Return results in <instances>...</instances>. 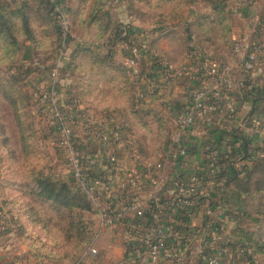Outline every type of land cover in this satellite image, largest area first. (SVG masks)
<instances>
[{
    "label": "rangeland",
    "instance_id": "1",
    "mask_svg": "<svg viewBox=\"0 0 264 264\" xmlns=\"http://www.w3.org/2000/svg\"><path fill=\"white\" fill-rule=\"evenodd\" d=\"M7 1L13 8L20 4L19 0ZM114 1L105 0L100 2L101 5L94 6L91 10L86 7L81 12L76 8L74 15L71 7L62 5L69 15L71 24V31L64 43L55 18L49 26H41L31 20L37 43H32L25 35L8 31L14 35L16 41L15 45H12L15 48L10 54H7L4 47L6 37H0V186L7 195L4 197V206L8 205L6 208L8 212L3 211L7 216L5 215L3 219L13 226L15 217L22 225L14 226L13 236H9L18 239L21 246H24L15 256L21 264H24V259L26 260V253H40L45 258L43 264H78L86 252L88 237L93 239L92 246L97 249L98 242L102 239L97 217L91 207L81 213L86 224L83 233L71 228L69 232L71 230L72 239L67 241L64 234L67 221L62 214L52 209L50 203L43 198L34 197L29 189L33 172L53 175L71 185L64 171L62 150L49 144L50 122L42 117L34 118L30 112L32 106L30 98L35 91L32 83L38 78L49 77L54 63L63 61L66 63L67 72L62 74L71 79L72 87L76 84L75 86L80 88L83 99L80 101L84 106L105 112L109 118L118 119L135 133L139 152L144 159L148 161L160 159L174 129L172 106L168 107L162 100L164 92L159 93L156 86L147 99H139L136 96V87L124 65L121 55L123 48H120L121 53L116 55L114 47L112 46L113 50L110 48L111 42L108 41V37L94 35L92 29L80 21L89 18L95 12L104 20L106 17L102 14L107 12L110 14L109 22L113 25L114 22H123L130 14L129 16L135 17L140 29L146 28L149 30V36L158 37L157 33L164 28L166 17L171 19L179 17L181 18L179 31L182 36L176 40L170 39V36L160 37L167 42L164 51L159 49L160 42L154 46L149 45L152 42L151 38L144 44L136 41L137 36L134 37L135 42L146 45L159 57H163L165 53L167 57L172 55L177 58L183 51L187 52L189 44L187 39L192 34L201 37L204 44L202 42L199 44L210 49L218 44H230L231 31L237 28L235 14L241 9L240 0H117L116 3H120L118 7L106 8L109 3L115 4ZM246 2L251 11H259L257 0ZM170 27L168 31L176 32ZM18 44H23L24 47ZM142 63L141 69H146ZM25 69L29 71H24ZM13 79L21 80L16 86H11ZM155 81L157 82V79ZM17 91L28 94L30 102L28 101L26 122H29L32 131L38 129V134L35 133L26 142L19 139L16 118L12 110L11 101L12 98L15 99ZM219 191L218 205L231 224L225 240L228 252L241 255L250 251L253 260L250 264L263 261L264 164L253 166L238 179L224 181ZM237 192L239 194L233 195ZM29 206L33 208L32 211ZM79 216L80 213L77 211L74 218L78 220Z\"/></svg>",
    "mask_w": 264,
    "mask_h": 264
},
{
    "label": "built area",
    "instance_id": "2",
    "mask_svg": "<svg viewBox=\"0 0 264 264\" xmlns=\"http://www.w3.org/2000/svg\"><path fill=\"white\" fill-rule=\"evenodd\" d=\"M257 1L258 6L264 0ZM62 5L59 2L56 7V21L64 43L71 24ZM255 19L259 20L257 12ZM255 28L256 25L236 38L233 46L235 56L247 68L260 65L263 56L261 44L254 37ZM122 48L136 96L145 100L154 91L156 79L142 73L140 64L147 60V48L139 43ZM59 65L56 62L50 71V89L35 94L38 110L34 112L39 111L53 125L49 144L62 150L64 171L90 202L98 230L103 233L120 227L124 231L121 264H159L162 259L188 264L183 257L197 236L200 239L197 238L193 250L203 264H231L223 255L228 251L226 247L217 252L205 249L209 234L211 237L221 229L210 221L206 227L197 228L192 220L202 206H207L206 215L212 213V203L221 208L219 190L230 168L227 166L224 173L225 165L219 163L223 151L205 136L213 130L220 133L237 126L233 92L242 84L234 77L232 67L197 50L193 44L188 45L186 59L180 64L159 59L158 82L168 85L192 74L194 85L187 91V102L173 113L174 129L162 156L148 161L141 156L137 137L127 125L84 106L79 99L64 103L70 95L54 87ZM209 81L211 84L206 87L204 84ZM261 84L264 87V76ZM191 134L203 142V163L196 170L186 171L181 158L188 153L187 139ZM262 152L259 156H264ZM0 214V235H13L3 219L5 215ZM222 234L226 240L225 227ZM99 255V250L91 245L78 264H97ZM254 264H264V260Z\"/></svg>",
    "mask_w": 264,
    "mask_h": 264
},
{
    "label": "crops",
    "instance_id": "3",
    "mask_svg": "<svg viewBox=\"0 0 264 264\" xmlns=\"http://www.w3.org/2000/svg\"><path fill=\"white\" fill-rule=\"evenodd\" d=\"M63 5L71 7L72 9L78 8L79 11L83 10L84 8H90L93 9L94 6L101 5L100 2H105V0H101L100 2L98 0H59ZM113 1V0H111ZM117 0H115V4L109 3L106 8L118 7L120 3H116ZM241 9L236 11V25L237 28H234V31H231L230 36V44L223 43L222 45L218 44L213 49L208 48L206 45L199 44V42H203V39L201 37H197V34L190 35V38L187 39L189 44H193V46L197 50L204 51L206 53H210L214 57H216L218 60H220L222 63L229 64L232 67V70L238 76L239 78L242 77L244 73H246V70L242 66L239 58H237L232 50V42L235 41L236 38L249 33L251 28H253L257 21L255 19V13L252 15V11L249 8H246V4H244L243 1L240 0ZM243 7V8H242ZM251 15V16H250ZM164 21V28L159 31L158 37L156 35L149 36V30L147 31L146 28L140 29V27L137 25V21L135 17L129 16L123 20L124 23H129L133 30V37H136V41L140 43H144L148 38H151L152 41L149 43V45H154L155 43H159L160 47L159 49L164 51V46L167 45V42L165 39L161 40L160 37L163 36L169 37L172 40L178 39V37H181V32L179 29L181 28V18L178 17V19H171L170 17H166ZM162 22V21H161ZM172 25V27H170ZM172 28V30H176V32L171 33V31H168L169 27ZM263 28L262 32L259 35L260 41L264 42V24H262ZM148 32V33H147ZM234 35V36H233ZM153 37V38H152ZM135 39V38H134ZM167 40V39H166ZM165 43V44H164ZM211 43V42H209ZM208 43V44H209ZM188 44V45H189ZM120 48H122V45H116V55H119L121 53ZM150 51V50H149ZM147 52V51H146ZM151 53H154L153 51H150ZM149 54V52H147ZM124 54V50H123ZM121 54V55H123ZM163 57L168 59L169 61L173 62L174 64H180L186 59V52H182L177 58L172 57V55L166 56L165 53H163ZM69 65V64H68ZM70 66V65H69ZM263 68L264 66L260 64L259 66H255L251 68V71H247L246 75L250 81H256L259 83V81L262 78L263 75ZM192 74H189L187 77L179 80L174 81L170 84H163L161 81L158 85V92L162 93L164 92V95H162V100L165 101L167 106L171 105L173 102L184 104L187 102V91L191 86L194 85L193 78H190ZM71 79L67 77H63L62 79H58L56 82L58 85V92L65 91L68 84L71 82ZM53 82L49 77L45 78H38L33 83L32 86L36 89L41 90H48L52 86ZM211 84V81L207 82L206 87H209ZM164 87V89H162ZM67 90V89H66ZM171 92V94H169ZM172 95V96H171ZM175 99H173L174 97ZM236 107H237V128L238 133L240 136L245 137L250 145L252 147H255V150L253 151V156H251L248 160H243L244 163L247 164V166L253 165L256 161L255 159L259 157L262 151L264 150V100L260 97H253L248 93H243V95L236 97ZM31 113L36 117L37 114L34 112V109L31 107ZM174 112V110L172 111ZM39 128V127H38ZM38 129H36V134H38ZM222 138H218V134L210 131L206 136L205 139L210 142L216 144L223 152L228 153L231 148V142L228 140L226 135L222 133ZM202 141L199 136L196 135H189L187 139V145H188V153L186 156L181 158V166L186 171H192L199 168V166L203 163L202 162ZM252 152V149H250ZM227 156V155H226ZM225 156V157H226ZM243 162H229L227 161L225 163V169L224 173L227 170V166L229 167L230 163L234 166L236 171H241V174H245L244 170L241 168V164H244ZM223 164V163H222ZM224 165V164H223ZM230 170H228V177L232 174V169L229 167ZM226 179V180H227ZM7 195H5L4 191L2 190V187L0 186V212L7 211V206H4V201ZM16 203V201H15ZM14 203V204H15ZM13 205V204H12ZM10 206V205H9ZM207 207V206H206ZM206 207L202 206L201 209L197 212L196 217L192 220V224L195 225L197 228H202L207 226V222L210 221L213 226L219 227L221 230L220 232H216L215 234H211L212 239L209 236L206 239L205 242V249L211 252H217L222 247H225V237L222 234L223 228L227 229V233L229 231V228L231 227V224L229 221V218L223 214L222 208H219V206H216V203L211 204L212 213L210 215H206ZM13 212V211H12ZM4 215H6L3 212ZM208 214V213H207ZM7 216V215H6ZM226 233V231H225ZM101 241L98 242L99 245V252L100 255L97 259V264H121L122 262V256L124 253V246H125V234L124 231L120 227L116 228L115 230H109L106 232H103ZM8 234H1L0 235V264H21L18 262L19 260L15 257L20 253L22 248L24 246H21V242L16 240L15 237H9ZM13 236V235H12ZM199 236L195 237L194 241L190 244L191 249L187 253H185L183 259L184 262L188 264H203L196 256L193 250V245L198 241ZM200 239V237H199ZM224 258L228 259V261L231 264H249L247 260L244 259V257L238 253H232V252H225ZM45 258L40 255V253H26V260H23L24 264H43ZM159 264H175L173 262H168L165 260H161Z\"/></svg>",
    "mask_w": 264,
    "mask_h": 264
},
{
    "label": "trees",
    "instance_id": "4",
    "mask_svg": "<svg viewBox=\"0 0 264 264\" xmlns=\"http://www.w3.org/2000/svg\"><path fill=\"white\" fill-rule=\"evenodd\" d=\"M12 1H17V0H12ZM19 1H20L19 6L18 7L15 6L13 8L12 7L13 5H11V3H7L8 2L7 0H0V37H3V36L6 37V46L4 47L6 49L7 54H10L13 51V48L15 47H12V45H15L16 43L15 38H13L14 35L11 32L17 35L18 34L25 35L26 37L30 39L32 43H37L38 40H36L35 38V34L33 32V28L31 25V20L36 21L38 25H41V26L48 25L49 26V24L53 22L54 18L56 20V10L55 9L58 3L60 2L59 0H19ZM242 1L244 2V4H247L246 1H249V3H251L252 0H242ZM246 8L250 9V6L246 5ZM258 9L259 11H257V14L259 16V20L257 21V24H256V28H255L256 31L254 33V37L259 40L261 44V52L263 53V56L260 58L258 64H262L264 66V42L262 43L259 38V35L262 32L261 28H263L262 24H264V1L259 3ZM72 12L74 15L76 12V8L73 9ZM251 13L252 15H254V13L256 12L252 11ZM54 14H55V17H54ZM102 15L103 17L105 16L106 19L103 20L101 17H99L98 12H95V13H92L89 16V18L83 21H80V22L81 24H84V26L90 27L94 35H98V37L99 36L108 37V41L111 42V45H110L111 50H113V47L115 50L116 45L119 42L124 43L123 45H132L134 43H137L134 40V37H133L134 30L130 24L119 21V22H114L113 25H111L110 24L111 22H109L111 21L109 17L110 14H108L107 12L104 14L103 12ZM8 31H11V32H8ZM234 42L235 41L233 40L231 44L232 50H233ZM18 45L20 47H24L23 44H18ZM146 48H147V52H149V54L146 52L147 60H149L150 63L147 60H145L142 63L143 67L146 68V69H142V73L145 76H149L151 78L156 77L157 79V76L159 75V59L164 58V57L162 56L159 57L155 53H151L147 46ZM154 54L156 56H153ZM72 59H73V56H72ZM30 61L33 62L32 59ZM54 65H56V63L53 64L52 68L54 67ZM242 66L246 70V73L247 71H251V68H247L245 67V65H242ZM66 67L67 66L64 61L60 62V65L58 66V69H57L58 79H62L63 77H66L64 74H62L64 72H67ZM22 68L24 67L22 66ZM24 71H29V69H25ZM232 73L234 77L236 78V80L241 81V84H242L240 86H237L233 92V97L235 101H236V97L243 95V93H248L251 96L257 97V98L261 96L264 100V87L261 84V80L264 76V68H263V75L259 83L256 81H250L246 73H244L241 78L236 76L233 70H232ZM19 80L21 79H18V80L13 79V82L10 83L11 86L13 85L16 86V83H18ZM154 82H155L154 84L155 87L159 85L158 79H157V82L156 81ZM71 83L72 82H70L68 86L66 87L67 89V90L65 89L66 92L63 91L70 95V98L68 100L67 99L64 100V103L65 102L69 103L72 98L83 100L81 97L82 92L80 88H78V86H75L76 84H73V87H72ZM54 87L56 89L58 88V85L56 82H54ZM162 89H164V87ZM39 92H41V89L35 88V91L34 93H32L33 95L31 96L32 98H30L31 103H32L31 107L34 110H38L36 107L37 100L35 99V94ZM15 95H16L14 96L15 99L12 98V101H11L12 110L16 118V125L19 131V139L21 142H26L32 138V135H35V133H37L35 130L32 131V129L30 128L29 122H26L27 115H28L27 110H28V105H29L28 101L30 102V100H29L28 94L26 93L23 94V92L17 91L15 92ZM180 105L181 104L179 103L173 102L171 104L172 111L173 109H174V112L178 110L180 108ZM176 106H178V108H176ZM31 110L32 109H30V112ZM36 113H37V116H36L37 118L42 117V119L44 120L47 119L46 116L39 113V111H37ZM32 116L36 118L34 115ZM47 120L49 121V119ZM50 130H51L50 131V137H51L52 132H53L52 124H51ZM212 132L218 134V138H222L223 137L222 133H223L224 135H226L228 140L231 142L230 151L228 153L221 152L219 163H223L225 165L227 161L232 163V162L239 160L240 162L241 160H248L251 156H253L252 153L255 150V147H252L249 141L245 137H242L239 135L238 128L236 125H233L232 128L227 131H223L219 133L218 131L213 130ZM250 149H252V152L250 151ZM255 161L256 162L251 166H247L246 163L241 164V168L244 170L245 174L246 172H249L253 166L264 164V157H259L255 159ZM231 163L229 167H231L232 169V174H230L229 178L225 181L232 180L233 178L238 179L239 177L243 176L241 175V171H236V169L232 166ZM68 178H69L71 185L67 182L60 181L58 178L54 177L53 175L33 172L32 173V184L29 189L32 192L34 197L41 198V199L43 198L44 201L50 203V206L52 209H54L57 213L62 214L65 221H67L66 222L67 227L64 231L65 239L67 241H70L72 238L70 235L71 230L69 232V229L75 228L76 230H79L80 232L79 231L77 232L81 234L83 233L82 231L85 230L86 224L84 223V219L81 213L91 208V204L76 189L73 181L70 179L69 176ZM27 186H29V184H27ZM236 194H239V193L237 192V193H234L233 195H236ZM29 208H30V211L33 210L31 206H29ZM76 210L80 213L78 220L74 218L77 212ZM13 220L15 221L14 223H12L13 226L11 225V223L8 222V226H10L12 230L14 226H17V227L22 226L20 223L17 222L15 217H13ZM92 241L93 239H91V237H88L87 245L85 246L86 250L89 248V246L92 245ZM249 252L250 251L244 252L241 255L245 256L244 259L247 260L250 264L251 262H253V260Z\"/></svg>",
    "mask_w": 264,
    "mask_h": 264
}]
</instances>
